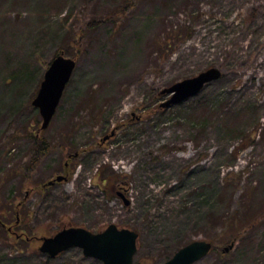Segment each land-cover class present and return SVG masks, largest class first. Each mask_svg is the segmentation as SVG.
<instances>
[{"label":"rangeland","instance_id":"obj_1","mask_svg":"<svg viewBox=\"0 0 264 264\" xmlns=\"http://www.w3.org/2000/svg\"><path fill=\"white\" fill-rule=\"evenodd\" d=\"M123 1L0 0V264H101L38 248L111 224L141 264L195 241L212 249L194 264H264V0ZM59 54L75 69L42 130L32 101ZM34 139L49 148L31 168Z\"/></svg>","mask_w":264,"mask_h":264},{"label":"water","instance_id":"obj_2","mask_svg":"<svg viewBox=\"0 0 264 264\" xmlns=\"http://www.w3.org/2000/svg\"><path fill=\"white\" fill-rule=\"evenodd\" d=\"M74 69L75 61L60 54L51 61L45 71L37 95L32 101V106L38 109L42 118L40 129L44 130L48 127ZM220 77V70L212 67L193 78L173 84L162 90L161 94L169 98L160 104V108L167 109L197 96L206 85L217 81ZM63 178L59 176L54 181L48 182V185L60 182ZM122 199L124 205L129 204L124 197ZM137 238L138 235L134 231L118 229L113 224L97 234L80 227H69L62 229L53 237L43 238L38 250L54 259L69 249L78 248L84 257L96 259L101 264H141L133 261L137 250ZM232 246L233 244L222 252L226 253ZM211 248L212 245L205 241L189 243L179 249L165 264H194L204 258Z\"/></svg>","mask_w":264,"mask_h":264},{"label":"trees","instance_id":"obj_3","mask_svg":"<svg viewBox=\"0 0 264 264\" xmlns=\"http://www.w3.org/2000/svg\"><path fill=\"white\" fill-rule=\"evenodd\" d=\"M124 5L122 6V13H125L126 10L128 8H130L132 6V0H124ZM33 151H32V158H31V163L30 166L31 168L33 167L34 164H36L38 162V160L40 159V157L47 152L49 145L47 144V142L45 140H38V139H34L33 140ZM220 220V219H219Z\"/></svg>","mask_w":264,"mask_h":264},{"label":"flooded vegetation","instance_id":"obj_4","mask_svg":"<svg viewBox=\"0 0 264 264\" xmlns=\"http://www.w3.org/2000/svg\"><path fill=\"white\" fill-rule=\"evenodd\" d=\"M113 136H114V134H113ZM76 155H78V154L76 153ZM76 155H74V157H75ZM74 157H73V155H68V156H67V159H69V160H74V159H75ZM65 167H67V164L65 165ZM58 177H59V176H58ZM64 179H65V178H63V180H64ZM63 180H62V181H63ZM60 182H61V181H60ZM116 193H117L118 196H121V194H122V193H120V192H118V191H117Z\"/></svg>","mask_w":264,"mask_h":264}]
</instances>
